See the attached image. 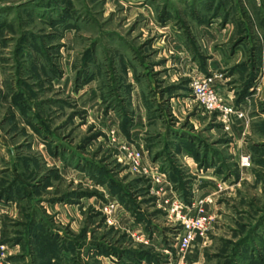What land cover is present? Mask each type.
<instances>
[{
  "label": "rangeland",
  "instance_id": "374dc122",
  "mask_svg": "<svg viewBox=\"0 0 264 264\" xmlns=\"http://www.w3.org/2000/svg\"><path fill=\"white\" fill-rule=\"evenodd\" d=\"M246 1L0 0V187L71 202L46 216L76 264L83 248L90 264L175 260L164 201L192 212L206 195L211 226L188 263L264 264V2ZM203 77L242 113L227 128L194 99ZM122 142L159 183L130 168ZM174 144L194 164L161 160Z\"/></svg>",
  "mask_w": 264,
  "mask_h": 264
},
{
  "label": "crops",
  "instance_id": "0c3cea01",
  "mask_svg": "<svg viewBox=\"0 0 264 264\" xmlns=\"http://www.w3.org/2000/svg\"><path fill=\"white\" fill-rule=\"evenodd\" d=\"M260 1L264 2V0ZM233 2L234 4L238 3L237 6L240 7L242 5L245 9H247L246 0H233ZM249 5H251L250 2ZM197 28L200 30V26H197ZM201 29L203 33L204 29H207V27H203ZM218 86L219 95L225 99L224 96L228 95V91H224L220 88V85ZM180 145L181 146H177L174 144L170 149L168 157L161 160L166 162L173 160L176 161V164L181 163L183 160L189 167L191 164H194L192 157L186 154V147H184L182 144ZM166 162H164V164ZM212 178L214 177H211L210 179L213 180ZM204 180H202V184ZM43 193L44 191L42 190H39L37 193H35L34 191H27L25 189L23 193H19V191L16 190H11V192H5L0 196V227L2 237L8 245V261L10 264H61L62 260L65 261L63 258L67 259L66 264H76L75 261H79L80 259L75 258L77 253L73 248V242L69 243L72 245V247L67 249V256L62 253L63 250L61 251L57 247H55L54 250L57 240L53 239L52 235H59V230L50 222L51 218L47 219L46 216L47 213L51 214V212L54 213L57 210H62L67 205L68 208H73L71 202H67L66 204L61 202V200H53L51 202H47V205L42 206L41 204H43V197L47 196V193ZM64 193L68 198L67 200H70L71 196H68L69 193ZM35 202L40 203V207H38ZM20 207H23L24 210H21ZM33 207L40 208V213L37 214V211L34 210ZM23 216L24 219L22 218ZM196 239L197 237H195L194 241H197ZM70 250H72L71 253ZM82 250L84 251V253L81 255L82 263L90 264L91 262L88 261V258L91 256L86 253L87 251L84 248Z\"/></svg>",
  "mask_w": 264,
  "mask_h": 264
},
{
  "label": "built area",
  "instance_id": "2783aa9c",
  "mask_svg": "<svg viewBox=\"0 0 264 264\" xmlns=\"http://www.w3.org/2000/svg\"><path fill=\"white\" fill-rule=\"evenodd\" d=\"M190 87L197 105L205 112L217 113L219 119L225 124L226 128L232 114L236 115L238 118L242 117L241 112L228 106L222 97L216 93L210 78L203 77L194 79ZM119 149L123 159L129 164L131 169L136 171L142 170L151 177L153 183L160 182V175L156 172L150 174L146 168L141 167L142 152L140 149L131 147L125 142L120 143ZM239 164L242 168L249 167V157L247 155H242L239 159ZM164 203L169 204L170 209L168 211V216L173 220L174 224L180 226V232L177 237L175 250L176 259L162 264H189L185 259L186 252L193 243L195 237L205 236L211 226L212 217L205 211V205L213 203V198L211 195H206L191 203L192 212L190 210L184 212L183 208L186 206L180 204L177 200H173L170 203L166 200ZM114 207L115 205L113 202H107L102 208V213L110 217ZM132 237L139 243L147 244L148 242L143 236L137 233H133ZM0 264H10L8 261V245L2 239L1 229Z\"/></svg>",
  "mask_w": 264,
  "mask_h": 264
},
{
  "label": "trees",
  "instance_id": "16d2710c",
  "mask_svg": "<svg viewBox=\"0 0 264 264\" xmlns=\"http://www.w3.org/2000/svg\"><path fill=\"white\" fill-rule=\"evenodd\" d=\"M187 148V147H186ZM176 180L177 178H175V177H172V180ZM3 181V180H2ZM14 186V185H13ZM15 187V186H14ZM12 187H9V189L7 190L6 188L4 189V188H2V187H0V190H1V192H0V196L3 194V193H8V192H11V190H13V188L11 189ZM185 192H187V189H186V183L184 182V183H182V187H181ZM16 190V189H15ZM16 191H18V190H16ZM55 247V246H54ZM54 250H55V248H54Z\"/></svg>",
  "mask_w": 264,
  "mask_h": 264
}]
</instances>
